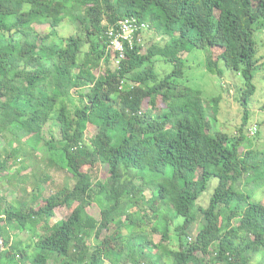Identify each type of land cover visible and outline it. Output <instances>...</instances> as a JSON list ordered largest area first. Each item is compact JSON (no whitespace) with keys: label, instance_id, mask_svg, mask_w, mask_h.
I'll list each match as a JSON object with an SVG mask.
<instances>
[{"label":"trees","instance_id":"obj_1","mask_svg":"<svg viewBox=\"0 0 264 264\" xmlns=\"http://www.w3.org/2000/svg\"><path fill=\"white\" fill-rule=\"evenodd\" d=\"M128 17L168 39L160 57L157 46L144 53L143 32L117 64L107 33ZM66 22L77 32L62 37ZM259 30L264 0H0V133L22 140L40 129L51 164L61 162L73 181L36 208L0 205V264H264V203L255 200L264 189V152L249 149L245 134L263 65ZM48 39L56 41L48 46ZM189 47L211 49L214 74L241 75L245 115L237 134L212 132L218 100L209 113L198 91L177 82ZM213 49L222 50L216 59ZM156 58L173 71L161 76ZM89 124L97 128L91 140ZM48 125L57 126L50 140ZM11 155L0 163L1 177L17 163ZM213 179L218 187L202 208ZM94 204L99 219L90 213ZM57 209L68 214L57 219ZM181 217L179 249H168ZM14 229L34 238L14 240Z\"/></svg>","mask_w":264,"mask_h":264},{"label":"rangeland","instance_id":"obj_2","mask_svg":"<svg viewBox=\"0 0 264 264\" xmlns=\"http://www.w3.org/2000/svg\"><path fill=\"white\" fill-rule=\"evenodd\" d=\"M37 31L41 34H47L50 32L49 26H38ZM76 33V28L66 22L60 30L62 37H69ZM146 41L144 53L151 51L150 48L157 46L159 49H153L160 57V50L168 42L167 38H162L149 31L146 34ZM56 40L48 39L47 45L50 46ZM257 42L259 46V59H263V64L256 74L255 84L257 86V94L251 99L249 111L251 114L250 123L246 128L247 147L257 152H264V30H259L257 34ZM222 50L213 49L212 56L216 59ZM211 57V49H193L189 47L187 52L182 53L181 58L183 60L181 67L183 69V77L179 78L177 82L181 85V88H191L203 98L204 103L208 107L209 113L216 105L212 103V100L217 99L218 104L216 110L218 114L216 117L217 122L211 123L210 130L212 132L220 131L230 135L237 134L239 128L243 124L245 115V108L241 104V92L240 88L243 86L244 81L240 74L226 70L225 76L220 77L210 71L208 62ZM158 71L161 76L173 71L174 66L165 64L162 59L156 58ZM161 61V62H160ZM157 110L162 109L164 105L161 101H158ZM208 119V116H207ZM257 127L255 135L251 134V130ZM56 125H48L44 131L46 140L52 138L51 132H56ZM40 129L35 131L34 136L29 138L19 139L17 136L9 131H3L0 133V163L7 159L13 149L19 148V155H11V162L17 160L13 168L9 171V175L0 176V191L2 190L1 184L6 183L4 194L8 196L12 201L14 207H38L46 198L57 193L63 186H71L73 181L71 180L69 172L64 168L61 162H58V166L51 164V154L46 142L40 140ZM97 133V128L89 124L87 128L86 138L91 140ZM244 151V148H242ZM59 161V160H58ZM26 166L27 169H23L19 172L22 166ZM64 168H62V167ZM102 166L98 168V170ZM97 170V172H98ZM103 172L107 171V167L103 166ZM7 176V177H6ZM142 180L137 179L136 185L140 186ZM218 187V180L213 179L208 187V190L203 194L198 202V206L207 208L210 205V199ZM146 196L150 198L152 192L148 191ZM255 200L264 203V189L259 190L256 193ZM2 208V207H0ZM3 209V208H2ZM1 209V210H2ZM56 218L63 219L68 214V210L57 209ZM90 213L97 219L100 218L101 210L97 204H94L90 210ZM6 217H3L5 219ZM184 222V218H179L172 223L171 240L164 245L168 249L178 250L179 240L176 233V229ZM152 227V226H151ZM150 227V229H151ZM200 223L196 225L194 231L191 233V237L196 239L198 235V229ZM151 232V231H149ZM10 233V232H9ZM42 233V230L39 231ZM151 239L157 243H160L162 236L160 233H151L149 235ZM11 237L14 240H22L25 243H30L34 238L33 232L19 233L14 229L11 232ZM90 245H94L91 241ZM92 248V246H90ZM50 264H57V259L50 261ZM60 264V263H59ZM257 264V261L254 262Z\"/></svg>","mask_w":264,"mask_h":264},{"label":"built area","instance_id":"obj_3","mask_svg":"<svg viewBox=\"0 0 264 264\" xmlns=\"http://www.w3.org/2000/svg\"><path fill=\"white\" fill-rule=\"evenodd\" d=\"M124 22V29L118 30L117 40H110V48L119 55V62L126 58V44L129 43L131 46L134 45L136 36L140 31H144L141 27V22L136 18H127L122 20ZM257 127L251 130V134L255 135ZM6 215L0 209V220H3ZM190 241H194L191 237Z\"/></svg>","mask_w":264,"mask_h":264},{"label":"crops","instance_id":"obj_4","mask_svg":"<svg viewBox=\"0 0 264 264\" xmlns=\"http://www.w3.org/2000/svg\"><path fill=\"white\" fill-rule=\"evenodd\" d=\"M9 174L10 173H5L4 175H9ZM5 187H6V183L3 182L1 184L2 190L0 191V205H3L4 208H5V206L9 207V206L13 205L12 201H14V200H11L10 198H8V196H6V194L3 193L4 190H6V189H4Z\"/></svg>","mask_w":264,"mask_h":264},{"label":"bare ground","instance_id":"obj_5","mask_svg":"<svg viewBox=\"0 0 264 264\" xmlns=\"http://www.w3.org/2000/svg\"><path fill=\"white\" fill-rule=\"evenodd\" d=\"M127 19V18H126ZM141 27L142 29L148 28L149 25H147L146 23L141 22ZM124 29V22H120L118 25V28H113L109 31V37L110 40H117V33L118 30H123ZM77 32V31H76ZM108 36V35H107ZM96 57V56H95Z\"/></svg>","mask_w":264,"mask_h":264},{"label":"clouds","instance_id":"obj_6","mask_svg":"<svg viewBox=\"0 0 264 264\" xmlns=\"http://www.w3.org/2000/svg\"><path fill=\"white\" fill-rule=\"evenodd\" d=\"M128 18H132V17H128ZM133 18H136V17H133ZM125 19H126V18H125ZM136 19H138V18H136ZM138 20H139V19H138ZM121 21H122V20H121ZM121 21H120V22H121ZM139 21H140V20H139ZM120 22H119V23H120ZM140 22H142V21H140ZM143 23L148 24L147 22H143ZM118 25H119V24H118ZM148 25H149V24H148ZM114 28L116 29V28H118V26H117V27H114ZM111 29H113V28H111ZM111 29H110V30H111ZM110 30H109V31H110ZM149 30H150V26H149V29H148L147 31H140L139 33L149 32ZM109 31H108V33H107L108 37H109ZM109 40H110V37H109ZM110 45H111V41H110ZM133 46H134V45H133ZM133 46H131V47H133ZM109 48H110V46H109ZM110 50H111L112 52H114L111 48H110ZM114 53L117 55V64L120 65L121 62H122L123 60L120 61V63H118V62H119V55H118L116 52H114Z\"/></svg>","mask_w":264,"mask_h":264},{"label":"water","instance_id":"obj_7","mask_svg":"<svg viewBox=\"0 0 264 264\" xmlns=\"http://www.w3.org/2000/svg\"><path fill=\"white\" fill-rule=\"evenodd\" d=\"M0 242H1V249H0V254H1L2 251L4 250V240L1 236H0Z\"/></svg>","mask_w":264,"mask_h":264}]
</instances>
